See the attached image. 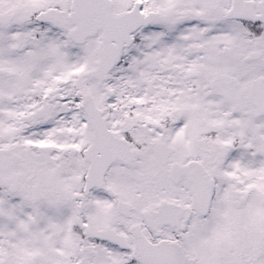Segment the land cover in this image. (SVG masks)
Listing matches in <instances>:
<instances>
[{
  "label": "snow or ice",
  "instance_id": "1",
  "mask_svg": "<svg viewBox=\"0 0 264 264\" xmlns=\"http://www.w3.org/2000/svg\"><path fill=\"white\" fill-rule=\"evenodd\" d=\"M0 264H264V0H0Z\"/></svg>",
  "mask_w": 264,
  "mask_h": 264
}]
</instances>
